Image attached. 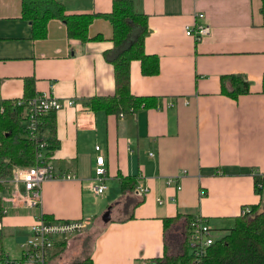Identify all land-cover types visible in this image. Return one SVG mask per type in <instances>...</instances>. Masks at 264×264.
I'll return each instance as SVG.
<instances>
[{"label":"crops","instance_id":"1","mask_svg":"<svg viewBox=\"0 0 264 264\" xmlns=\"http://www.w3.org/2000/svg\"><path fill=\"white\" fill-rule=\"evenodd\" d=\"M131 2L147 17L143 49L158 57L159 72L143 76L139 63L131 62L130 91L155 102L115 116L89 107L90 99L114 93L112 65L103 58L112 47L110 22L95 17L87 33L101 39L81 43L67 38L64 24L52 19L47 36L33 40L29 24L21 19V0H0V98L22 97L24 79L30 77L37 95L73 101L56 111L59 144L52 165L58 178L41 184L37 207H10L4 194L1 246L7 232L29 238L34 217L42 214L49 221L89 223L86 231L55 244L45 264L86 257L92 264H150L169 247L167 234L177 232L179 244L186 235L179 222L165 230L164 218L193 215L211 229L212 219L234 218L259 202L252 171L264 174L261 0ZM63 4L67 14H100L110 11L112 0ZM204 21L210 26L208 36L195 41L185 34L186 26ZM231 74L243 75L250 92L236 99L222 93L221 78ZM95 146L105 162L107 189L100 196L90 188ZM119 174L135 177L134 189L145 187V194L136 196L134 189L123 194ZM67 175L70 179L61 178ZM168 178L177 180L167 185ZM123 200L128 201L125 210ZM111 201L110 209L118 215L108 218L103 208ZM186 241L188 245L187 236Z\"/></svg>","mask_w":264,"mask_h":264},{"label":"trees","instance_id":"2","mask_svg":"<svg viewBox=\"0 0 264 264\" xmlns=\"http://www.w3.org/2000/svg\"><path fill=\"white\" fill-rule=\"evenodd\" d=\"M259 11L264 26V0H261ZM95 17L104 18L111 24L112 47L103 52V58L112 65L114 93L90 99V109L119 116L153 107L154 97L136 96L130 91L131 62L139 63L143 76H154L159 72L158 57L146 54L143 49L144 38L148 34L147 17L134 10L131 0H112L110 11L100 14H67L63 0H21V19L29 24L33 40L47 36V23L52 19L64 24L69 39L79 40L81 43L101 39L100 36L90 38L87 33L88 26ZM34 82L30 77L24 79L23 95L20 98H0V222L4 216V194L10 195L12 191L14 169L40 164L52 165V155L59 144L55 125L56 111L38 117L37 130L32 137L26 130V111L23 105L19 106L16 102H26L37 95ZM220 88L222 93L236 99L238 95L250 92V83L243 75L231 74L221 78ZM261 91L264 93V74ZM39 144L44 146L39 148ZM38 152L42 153V159L37 158ZM58 163L61 165L63 162ZM252 172L259 202L243 207L247 211L232 218V227L218 237L210 229L212 241L203 255L194 257L186 241L189 225L196 218L193 215L177 214L164 218L163 225L167 230L178 222L183 224L186 235L179 244V251L169 254L165 249L163 255L151 260L150 264H264V174H258L254 169ZM118 182L123 194L132 191L136 185L135 177L128 175L119 174ZM44 217L46 220L51 219ZM4 260L7 264H21L24 258L10 260L0 252V261ZM71 264H92V261L90 257H86Z\"/></svg>","mask_w":264,"mask_h":264},{"label":"built area","instance_id":"3","mask_svg":"<svg viewBox=\"0 0 264 264\" xmlns=\"http://www.w3.org/2000/svg\"><path fill=\"white\" fill-rule=\"evenodd\" d=\"M197 17L203 19V14H197ZM185 34L195 41L202 39L210 34V26L207 22L195 23L192 26L185 27ZM19 106H24L26 111L25 127L30 137L37 130L38 117L50 111L61 110L64 106L73 105L72 100L61 102L51 93H43L27 100L26 102L19 100L16 102ZM2 111V108H0ZM44 145L39 144V148ZM97 152L95 156V166L93 176L90 179V188L94 196H100L107 189L105 181V162L104 156L98 146H95ZM37 158L42 159V153H37ZM54 168L50 164H40L31 167L14 169L12 174V194L6 198L9 206L16 208L18 206L33 208L40 204V186L48 180L57 179ZM61 178L70 179V176H62ZM176 178H168L166 184L175 183ZM176 189H180L179 185H175ZM136 196H143L147 191L145 187H135ZM161 203L160 200H158ZM7 207L3 208L5 214ZM247 208H243L241 213H245ZM87 225L83 220L69 221H49L42 214L34 217L33 223L29 228L30 236L24 245L22 257L24 261L30 264H45L48 251L62 238L81 233ZM188 247L194 257L204 254L206 248L212 241L211 231L206 220L196 218L190 223L187 230ZM0 264H7L4 260Z\"/></svg>","mask_w":264,"mask_h":264},{"label":"rangeland","instance_id":"4","mask_svg":"<svg viewBox=\"0 0 264 264\" xmlns=\"http://www.w3.org/2000/svg\"><path fill=\"white\" fill-rule=\"evenodd\" d=\"M20 168H25V167H20ZM12 191L10 192V195L13 193ZM112 201L110 202V204H108V207L104 206V208H103L104 214L105 215L107 214L108 218H112V217L118 215L117 213H115V210H117L116 208L110 209ZM127 204H128V201L123 200L121 202V208H123L125 210L127 208ZM119 212H122V211H119ZM122 213H124V212H122ZM232 225H233L232 218L225 220V221H222V220L218 221L216 219H212L209 223V226L211 227L213 234L216 233L217 237L219 235H221L222 233H224L227 229L231 228ZM88 227H89V223H87L84 231H86L88 229ZM90 230H93V229H90ZM165 237H166L167 244L169 245V247H167V251H169V249H170V251H172V248H174L175 249L174 253H177L180 249V248H178V245H179L178 242L181 239L179 237L178 233L177 232H173V233L171 232V234H167ZM27 239H28L27 236H25L24 238H21V236H13L12 234H9L8 232L5 233L4 238L2 240V246L0 249L1 254L4 256H7L10 260H15V259L18 260L19 258H21V255L23 254V252H22V251H24L23 247H24L25 243L27 242Z\"/></svg>","mask_w":264,"mask_h":264}]
</instances>
